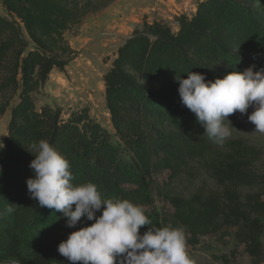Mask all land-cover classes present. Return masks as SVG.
<instances>
[{
  "label": "trees",
  "instance_id": "trees-1",
  "mask_svg": "<svg viewBox=\"0 0 264 264\" xmlns=\"http://www.w3.org/2000/svg\"><path fill=\"white\" fill-rule=\"evenodd\" d=\"M114 1L1 0L0 119L7 112L9 119L0 149V212L9 203L15 210L0 216V264H70L58 244L92 223L82 217L69 228L62 213L28 195L30 146L40 140L68 160L73 183L92 182L104 198L142 206L156 227L184 226L190 242L235 228L251 264L263 263L264 176L256 185L242 160L222 154L216 166L207 164L222 194L185 197L175 187L208 148L174 77L191 71L207 82L243 72L247 54L264 63V0H199L192 14L174 16L175 28L143 18L103 74L110 133L86 108L64 115L48 104L37 106L36 96L53 71L64 72L76 58L65 33ZM242 116L236 112L228 120ZM253 186L262 191L241 202L237 190ZM156 201L171 207L169 220L155 209Z\"/></svg>",
  "mask_w": 264,
  "mask_h": 264
},
{
  "label": "clouds",
  "instance_id": "clouds-1",
  "mask_svg": "<svg viewBox=\"0 0 264 264\" xmlns=\"http://www.w3.org/2000/svg\"><path fill=\"white\" fill-rule=\"evenodd\" d=\"M253 67L207 82L203 74L191 71L187 78L174 77L181 103L219 146L231 136L228 117L236 112L244 115L250 107L248 121L264 133V69L254 72ZM29 152L34 156L29 164L33 176L26 180L30 198L40 207L62 213L69 228L82 217L92 222L58 244L57 251L70 264H193L184 226L156 227L142 206L127 199L104 198L92 182L73 183L68 160L45 140L33 143ZM12 205L0 216L14 212ZM144 226L148 228L141 235Z\"/></svg>",
  "mask_w": 264,
  "mask_h": 264
},
{
  "label": "rangeland",
  "instance_id": "rangeland-1",
  "mask_svg": "<svg viewBox=\"0 0 264 264\" xmlns=\"http://www.w3.org/2000/svg\"><path fill=\"white\" fill-rule=\"evenodd\" d=\"M199 0H116L101 12L87 17L81 26L65 33L64 37L77 53L64 72L53 71L45 86L36 96L37 106L48 104L59 108L64 115L80 108H86L99 124L113 133L108 113L104 108L103 74L109 68L118 47L129 37L131 31L140 25L143 18L148 21L158 19L169 23L173 28L174 16L181 13L192 14ZM0 15H5L0 0ZM254 66L253 71L264 69V63L246 55L244 69ZM247 113L239 120L231 122V136L223 146L211 142L206 134L202 138L207 144L208 153L203 160L190 163V175L184 176L175 185L185 197L200 194H222L221 187L213 179L208 163L224 158L228 154L245 163L244 171L254 174L256 185L264 176V133L255 130L248 121ZM9 119L7 112L0 119V142L6 134ZM224 160V159H223ZM210 170V171H209ZM246 175H251L247 174ZM259 176V177H258ZM166 175L159 177V183L166 181ZM165 179V181H163ZM262 187H240L238 196L242 199L248 194L261 192ZM156 200V199H155ZM264 201V198L262 199ZM155 209L163 219L169 220L172 209L168 204L156 201ZM264 222V219H263ZM172 224L170 223L168 227ZM176 227V225H175ZM174 228V227H172ZM235 228L222 229L218 233L201 236L189 241L186 234L187 252L193 264H251L244 253L243 245L234 238ZM264 248V234L261 238ZM261 264H264L261 263Z\"/></svg>",
  "mask_w": 264,
  "mask_h": 264
}]
</instances>
